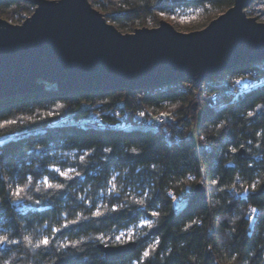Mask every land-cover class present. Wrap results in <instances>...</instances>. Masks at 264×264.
Instances as JSON below:
<instances>
[{"label": "trees", "instance_id": "16d2710c", "mask_svg": "<svg viewBox=\"0 0 264 264\" xmlns=\"http://www.w3.org/2000/svg\"><path fill=\"white\" fill-rule=\"evenodd\" d=\"M90 2L119 30L148 27L157 15H198L210 23L234 5V0ZM33 8L22 0H0V20L22 24ZM179 83L92 92H60L56 85L46 84L42 92L0 100V124L16 121L0 127V138L9 137L0 145V236L20 241L0 245V264H137L150 245L152 257L142 264H264V195L250 187L264 184V135L260 134L264 115L256 111L264 106V86L210 107L195 101ZM174 108L176 119L171 121L173 114H168L160 131L130 127L140 112L155 119ZM124 113L128 116L121 120ZM118 123L125 128H118ZM54 167H72L80 175L73 174L71 181L54 178ZM27 176L40 191L29 186L17 199L11 193L27 183ZM43 176L63 183L64 189L45 188L39 183ZM200 180L209 190L205 202L193 193ZM182 196L185 202L177 205ZM134 199H144L146 209ZM114 205L120 206L118 212L111 211ZM96 207L105 215L92 216ZM152 211L159 215L150 216ZM146 216L153 227H136ZM77 217L80 224L62 233L51 231ZM129 228H135L136 250L121 261H107L99 249L105 243L97 237H113L109 245L115 246L114 236ZM25 236L32 237L33 246ZM45 236L54 237L52 246L35 249V242ZM77 240L81 243L76 249L62 247Z\"/></svg>", "mask_w": 264, "mask_h": 264}, {"label": "water", "instance_id": "95a60500", "mask_svg": "<svg viewBox=\"0 0 264 264\" xmlns=\"http://www.w3.org/2000/svg\"><path fill=\"white\" fill-rule=\"evenodd\" d=\"M34 13L22 24L0 20V100L39 93L158 89L183 81L199 86L232 69L264 62V23L234 5L202 30L157 28L122 33L89 0H22ZM243 155V152H240ZM194 196L205 202L199 183ZM258 196L264 195V184ZM137 243L99 245L107 261L129 257Z\"/></svg>", "mask_w": 264, "mask_h": 264}, {"label": "snow or ice", "instance_id": "6c2138e0", "mask_svg": "<svg viewBox=\"0 0 264 264\" xmlns=\"http://www.w3.org/2000/svg\"><path fill=\"white\" fill-rule=\"evenodd\" d=\"M235 83L237 85H239V84H241V80L238 79V80L235 81ZM58 107H63V106L61 105V106H58ZM256 111L261 113L262 115H264V106H261ZM47 115H52V113L49 112V113H47ZM141 115H144V113H141ZM165 115H167V114H165ZM248 115L249 116H253V115H255V113L254 112H249ZM157 119H159V118H157ZM13 123H16V121L6 120V121H4L3 124H0V127H3L4 125H7V124H13ZM221 127H223V125H221ZM260 134L264 135V132H262ZM237 150L238 149L235 148V147L232 148V152H236ZM106 151H111V149H106ZM133 151H135V149H133ZM87 155H88V153H85L84 155H82L80 157V160L83 162L85 160V156H87ZM52 174H54V178L63 177L67 181L73 180V174L76 177H78L80 175V173L76 172L75 169L72 168V167H69L66 170H61L60 168H55L54 167L52 169ZM25 179H26L27 183L24 186L17 185L16 188H15V191H13L11 193V195L17 197V199H22L23 198L22 194L25 192L26 188H28L29 186H34L35 190L37 192L40 191V187L38 185H34L32 176H27V177H25ZM115 179H116V177H112V181H115ZM39 183L42 184L45 188L51 189V190L64 189V184L63 183H53V182L50 181L48 176H43V178L40 179ZM216 183H217V181L213 180V184H216ZM250 187L252 189V192L254 193L256 191V185L252 184ZM113 188H116L115 183H113ZM109 191H111V190H109ZM245 192L247 193L248 190H245ZM141 195L143 197H147L148 196V194L144 193V192H142ZM249 198H252L251 193H249ZM29 199H31V197H29ZM81 199H83V198H81ZM37 203H38V201H37ZM134 203H136L139 207L146 209L145 200L144 199H139V200H135L134 199ZM92 207H95V205L93 204ZM101 207H107V206L106 205H102ZM89 210L91 211V208ZM119 210H120V206L119 205H114L112 207V209H111V211H113V212H118ZM252 212L256 213L257 209L253 208ZM104 215H105V212H102L100 210V207H96L95 211L92 212V216L97 217V218L102 217ZM158 215H159V213L157 211H152L150 213V216H158ZM82 219L83 220H88L89 217H82ZM253 219H258V217H253ZM80 223H81V217H77L76 219H73V220H71L69 222H66V223L62 224L61 227L53 228L51 231L54 232V233H62V230L69 228L70 225H78ZM195 223L196 222L193 221V224H195ZM136 227H139V228H142V229L143 228H149L150 229V228L153 227V221L148 216H146L145 218L140 220L139 224L136 225ZM188 227H191V225H189ZM134 235H135V228H129L127 233L121 231L118 235L114 236V239L117 242V244L115 246H120L122 243H135ZM23 239L25 241H27L29 246H33L32 237L25 236V237H23ZM97 239L100 242L105 243V245L111 246V245H109V242L113 239V237H105L103 234H101L99 237H97ZM53 241H54V237L45 236V237H43L41 239H38L35 242L34 248L43 251V250L51 247L52 244H53ZM19 243H20V241L11 239L8 235L0 236V245L19 244ZM80 243L81 242L79 240H77L75 242L69 241L67 243H64L62 245V247L65 250H67L69 248L76 249V248H78ZM154 243L158 244L159 241H155ZM153 251H154V246L153 245H150L148 248H146L143 251L141 258H139L137 260V264H142L143 260H145V259L150 260L151 257H152V252ZM4 264H10V262L5 261Z\"/></svg>", "mask_w": 264, "mask_h": 264}, {"label": "built area", "instance_id": "2783aa9c", "mask_svg": "<svg viewBox=\"0 0 264 264\" xmlns=\"http://www.w3.org/2000/svg\"><path fill=\"white\" fill-rule=\"evenodd\" d=\"M249 66L248 69H244L242 72L236 74H230L229 71L224 72L218 77L204 80L199 86L195 85L192 81L179 83V86L190 90L195 101H203L210 107H216L226 97L243 95L250 90L264 86V62L254 63ZM238 79L241 80V84L239 85L235 83ZM142 94L146 95V91H142ZM141 113L143 112H140L138 115L135 120L136 123H133L130 127L137 125L139 127H149L154 131H160L167 122L166 117L161 115L156 116L155 119H151L145 114L141 115ZM127 116V113H124L121 120H124ZM124 126V123H118V128Z\"/></svg>", "mask_w": 264, "mask_h": 264}, {"label": "rangeland", "instance_id": "374dc122", "mask_svg": "<svg viewBox=\"0 0 264 264\" xmlns=\"http://www.w3.org/2000/svg\"><path fill=\"white\" fill-rule=\"evenodd\" d=\"M95 8L98 11H100L106 17V20L109 23H111L114 26H116L113 22H111V20H109V18L107 17L108 15L106 13L102 12V10L100 8H98V7H95ZM34 9L35 8H33V10L31 11L30 14L26 15L23 18L22 23L25 21L26 18L30 17L34 13ZM246 14L249 17L256 18L258 20V22L264 23V0L255 3L251 8H249L246 11ZM161 20L162 21H165V22H168L177 31L182 32V33H190V32H194V31H199V30H202L205 27H207V25L209 24L208 21L202 20L201 17L198 16V15L184 16L182 18H178L177 16L168 17V16H165V15H157L156 16V21H152L151 24L147 28L153 29V28L159 27ZM6 21H8V20H6ZM8 22L14 24L11 21H8ZM199 27H202V28H199ZM139 28H141V27L140 26H136V27L131 28V29L129 28V29H126V30L124 29V30H120V31L122 33H124V34H126V33H133L135 31V29H139ZM99 106H100V104L97 106V108H99ZM95 108H96V106H95ZM174 111H176V108H174V110L167 109L165 111L160 112L156 116L161 115L163 117H167L168 114H171L172 115ZM165 114H167V115H165ZM88 115L90 116V118H94V114L91 111L88 113ZM175 119H176V116L173 114L172 115V119H170V120L171 121H174ZM8 140H9V137H1L0 138V145L3 144L4 142L8 141ZM199 183L203 184L202 183V180L197 181L196 185L199 184ZM204 186L206 187L207 194H208L209 193L208 187L206 185H204ZM260 187L261 186L257 187L256 190L259 191L260 190ZM184 202H185V197L184 196L176 199L177 205L179 203H182L183 204Z\"/></svg>", "mask_w": 264, "mask_h": 264}]
</instances>
